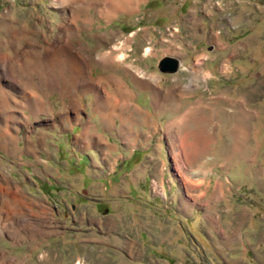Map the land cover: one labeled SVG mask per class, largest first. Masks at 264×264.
<instances>
[{
  "label": "rangeland",
  "instance_id": "1",
  "mask_svg": "<svg viewBox=\"0 0 264 264\" xmlns=\"http://www.w3.org/2000/svg\"><path fill=\"white\" fill-rule=\"evenodd\" d=\"M125 1L0 0V264H264V0Z\"/></svg>",
  "mask_w": 264,
  "mask_h": 264
},
{
  "label": "bare ground",
  "instance_id": "2",
  "mask_svg": "<svg viewBox=\"0 0 264 264\" xmlns=\"http://www.w3.org/2000/svg\"><path fill=\"white\" fill-rule=\"evenodd\" d=\"M104 1H106V2H110L111 0H104ZM118 1H121V0H118ZM123 1V0H122ZM139 2V0H126L125 1V4L127 3V5H126V10L127 9H131V8H133L132 7V5L131 4H135V3H138ZM53 3H54V5L56 6V7H58L60 10H61V13H62V16H66V10H68L69 11V13H68V17L70 18V21L72 20L73 21V23L74 22H77L78 20H80V10H81V8H80V10H78L75 6L76 5H78V4H81V6H82V8L83 9H85L87 12H88V10L90 9V8H93V7H95L96 8V11H98V12H100V15H103V13H111V11H118L119 10V8H120V6L121 5H119L118 3H116V2H112L111 4H110V8H108V6L109 5H106L104 2H103V0H53ZM115 3V4H114ZM120 3H122V2H120ZM106 10H108V11H106ZM63 32H64V30H63ZM28 45H30V44H28ZM55 46V45H54ZM56 47V46H55ZM59 52H68V51H66V49L64 48V47H61L60 49H59ZM147 52H150V50H147ZM70 59H71V63H73V65H74V70H73V73H75V75L78 77V78H81L82 76H84V77H86L87 78V82H88V84L90 83V79H91V75H92V72L91 71H88L86 74H85V72L83 71V67L80 65L81 63H79L76 59L74 60V59H72L71 57H70ZM8 57L7 56H3L2 58H0V63H2L3 65H6L7 63H8ZM6 69H7V67L6 66H4L3 67V71H4V76L5 77H7V72H6ZM89 70V69H88ZM143 75V74H142ZM143 77V76H142ZM96 85V84H95ZM109 85V88H111L112 86H111V84L109 83L108 84ZM114 90V89H113ZM121 90H122V88H121V86H116V93L118 94V95H120L121 96V94H120V92H121ZM125 90V89H124ZM107 93H109V95H107L108 97L107 98H109L110 99V97L113 95L111 92H110V90H108L107 89ZM126 92V91H125ZM110 93L112 94V95H110ZM123 94H125V93H123ZM122 99V98H121ZM110 103H108V104H111V106L113 107V110H114V112L112 113V114H115V113H118V108H120V97L119 96H115L114 98H111L110 99ZM127 104V103H126ZM110 106V105H109ZM123 106H125V105H123ZM122 107V106H121ZM123 109V108H122ZM131 109V108H130ZM121 110V109H120ZM129 110V109H128ZM119 113H120V111H119ZM118 113V114H119ZM195 114V113H194ZM118 116V115H117ZM195 116V115H194ZM129 117V116H128ZM188 118L189 117H187L186 119L188 120ZM127 119H130V118H127ZM9 136L10 135H8L6 132L4 133V132H1L0 133V139H7V138H9ZM4 137V138H3ZM6 190H8V189H6ZM6 190H4V189H2V191L3 192H5ZM10 192V191H9ZM8 192V193H9ZM8 193H4V195L6 196H8ZM14 196V198L17 200V194H15L14 192L12 193V194H10V196ZM3 262L5 263V260H3ZM10 262V264H14V261H9ZM7 264H9V263H7Z\"/></svg>",
  "mask_w": 264,
  "mask_h": 264
},
{
  "label": "water",
  "instance_id": "3",
  "mask_svg": "<svg viewBox=\"0 0 264 264\" xmlns=\"http://www.w3.org/2000/svg\"><path fill=\"white\" fill-rule=\"evenodd\" d=\"M181 64L177 59L164 58L159 65V69L162 73L174 74L179 71Z\"/></svg>",
  "mask_w": 264,
  "mask_h": 264
},
{
  "label": "crops",
  "instance_id": "4",
  "mask_svg": "<svg viewBox=\"0 0 264 264\" xmlns=\"http://www.w3.org/2000/svg\"><path fill=\"white\" fill-rule=\"evenodd\" d=\"M146 50H149V48H147ZM150 86H152V85H150ZM123 90V89H122ZM122 90H121V92H120V94H121V97H120V105L122 106H120V108H118V113H119V111H120V113L119 114H122V108L123 109H125V107H127V97L129 96L128 95V92L126 93V94H123L124 92H122ZM122 98V99H121ZM127 103V104H126ZM106 104H108L107 102H106ZM108 105H110V107H111V109H112V113L114 112V110H113V107L111 106V104H108ZM123 105H125V106H123ZM121 109V110H120ZM122 119L124 120V118H123V116H122ZM125 120H127L126 118H125ZM120 157H123L122 155L121 156H119V159H120ZM125 157V156H124ZM119 159H115V164H112V169H111V173L109 174V177H110V179H112L111 177H114V175H115V172H116V166H117V160H119ZM24 161V160H23ZM26 163V162H25ZM47 163V162H46ZM105 176L106 175H108V173L107 172H105V174H104ZM113 175V176H112ZM28 179V178H27ZM103 180H105V179H103ZM106 181H107V178H106Z\"/></svg>",
  "mask_w": 264,
  "mask_h": 264
}]
</instances>
